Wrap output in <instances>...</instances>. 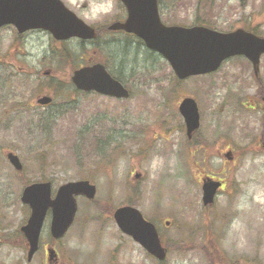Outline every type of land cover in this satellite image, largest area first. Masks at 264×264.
I'll return each instance as SVG.
<instances>
[{
	"label": "rangeland",
	"instance_id": "obj_1",
	"mask_svg": "<svg viewBox=\"0 0 264 264\" xmlns=\"http://www.w3.org/2000/svg\"><path fill=\"white\" fill-rule=\"evenodd\" d=\"M62 1L100 30L96 39L0 27V264H264V148L257 145L264 106L243 104L256 99L252 64L233 56L213 72L179 80L136 35L108 29L126 16L121 0ZM159 1L165 23L206 21L264 35V0ZM89 58L103 62L131 95L76 91L72 71ZM260 78L264 83V55ZM44 94L52 102L37 104ZM185 95L197 99L201 114L191 139L178 111ZM9 150L22 170L7 159ZM213 174L226 176L225 185L204 204L202 183ZM81 178L95 184L96 195L77 197L59 258H46L47 215L27 261L17 230L30 211L23 187L51 180L55 190ZM123 204L154 221L168 248L165 260L119 228L113 212Z\"/></svg>",
	"mask_w": 264,
	"mask_h": 264
},
{
	"label": "water",
	"instance_id": "obj_2",
	"mask_svg": "<svg viewBox=\"0 0 264 264\" xmlns=\"http://www.w3.org/2000/svg\"><path fill=\"white\" fill-rule=\"evenodd\" d=\"M127 9L124 21H115L110 29H123L143 39L145 45L161 53L168 60L176 75L185 78L204 74L220 67L222 62L238 54L248 57L259 71V61L264 53V37L244 28L220 31L204 25H167L162 22L157 0H122ZM13 24L19 32L41 28L48 30L57 39L73 36L83 39L95 38L96 28L72 11L62 0H0V27ZM48 73V72H46ZM71 79L78 89L96 90L116 97H128L129 90L112 77L101 62L83 65L73 71ZM52 97L44 94L37 97L38 104H48ZM187 134L192 136L200 125V112L194 97L186 96L179 104ZM7 157L18 170L23 168L19 156L9 151ZM138 175V174H137ZM220 181H205L203 203L211 204ZM96 186L88 179L67 181L59 185L54 196L51 181L28 184L22 192V200L31 207V214L24 230L29 240V258L39 245V235L48 209L52 210L51 233L62 236L74 220L77 211V195L94 198ZM114 217L119 227L142 244L159 260L165 259L167 247L154 222L144 217L133 205L119 206ZM55 251L50 249L49 257ZM233 264H242L235 262Z\"/></svg>",
	"mask_w": 264,
	"mask_h": 264
},
{
	"label": "flooded vegetation",
	"instance_id": "obj_3",
	"mask_svg": "<svg viewBox=\"0 0 264 264\" xmlns=\"http://www.w3.org/2000/svg\"><path fill=\"white\" fill-rule=\"evenodd\" d=\"M255 77V81L258 83V86L256 87V90H255V97H256V99L255 100H252V101H244L243 102V104H244V106L245 107H247V108H251V109H255L256 108V106H258V107H260L261 105H263L264 106V83H263V80L259 77V75L258 76H256V75H254ZM260 93V94H259ZM195 135V134H194ZM258 146L260 145L262 148H264V120H263V122H262V120H261V124H260V130H259V136H258V144H257ZM226 174V173H225ZM212 178V179H215V180H222L223 181V186L225 185L224 184V180H225V178L224 177H226V176H218V175H215V174H213V175H211V176H209V175H207V177L206 178ZM28 218V217H27ZM27 220V219H26ZM22 226H23V224L20 226V227H18L17 228V230L19 231V232H21L22 234V236L24 237V247H22V250H24L26 253H25V257H26V259H27V261H31L32 260V258H33V256H34V254L36 253V251L38 250H36L34 253H33V255H32V257L31 258H29V256H28V240H27V238H26V236H25V234H24V232L22 231ZM3 227V226H2ZM50 231V230H49ZM50 233V232H49ZM51 234V233H50ZM65 235V234H64ZM63 235V236H64ZM62 236V237H63ZM62 237L61 238H57V239H54L51 235H50V240L49 241H47L46 242V245H45V249H46V258H48V260L50 261V262H53V261H57V259L59 258V251H58V246H59V244H58V242H59V240L60 239H62ZM40 243H41V235H40V241H39V246H40ZM39 246H38V248H39ZM50 249H53L54 251H55V256L54 257H52V259L50 260L49 259V257H48V250H50Z\"/></svg>",
	"mask_w": 264,
	"mask_h": 264
},
{
	"label": "trees",
	"instance_id": "obj_4",
	"mask_svg": "<svg viewBox=\"0 0 264 264\" xmlns=\"http://www.w3.org/2000/svg\"><path fill=\"white\" fill-rule=\"evenodd\" d=\"M196 23H198V24H205V25H208V26H214V25H212V23H208V22H206V21H200V22H196ZM97 41V40H96ZM67 53H70L69 51H67ZM59 82V84H60V81H58ZM76 91H78L77 89H76Z\"/></svg>",
	"mask_w": 264,
	"mask_h": 264
}]
</instances>
